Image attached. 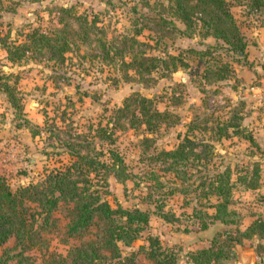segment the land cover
<instances>
[{"label": "rangeland", "instance_id": "rangeland-1", "mask_svg": "<svg viewBox=\"0 0 264 264\" xmlns=\"http://www.w3.org/2000/svg\"><path fill=\"white\" fill-rule=\"evenodd\" d=\"M228 1L243 34L242 51H233L221 39L205 34L198 22L185 27L167 10L165 0H111L109 3L103 0H1L0 34L7 41H22L24 34L34 27L47 31L57 26L58 7L71 5L76 13L95 15L107 36L131 33L134 20L141 27L137 38L144 43L145 53L177 54L187 63L172 72L157 68L151 72V79L141 80L131 71L132 76L122 79L113 67L101 64L93 54L86 55L92 48L83 45L80 54L77 50L66 52L62 64L39 56L9 61L0 46V83H8L18 103V108L13 107L0 87V173L8 184L14 187L25 181L27 175L35 180L44 167L67 161L56 140L83 137L84 142H91V127L99 122L104 124L123 97L137 91L152 98L157 109L168 110L172 116L167 118V124L160 123L154 131L126 124L115 130L114 146L122 153L133 176L124 185L107 177L108 191L104 196L110 204L136 203L142 208H152V203L144 198L148 181L142 178L143 173L153 169L163 181L170 176L162 171V164L148 160V155L160 148L174 147L178 134H183L186 123L193 117L212 113L225 118L235 108L242 116L239 123L252 130L256 145L241 136L221 138L213 143V156L207 168L227 164L235 173L256 161L260 168V186L247 191L235 189L234 205L243 214L242 225L251 218V211H258L264 217V26L260 25L264 22V8L253 13L244 0ZM221 68L224 77L216 78L214 72ZM49 130L54 133L52 136ZM143 136L150 137L149 147L144 150ZM51 143L56 147L51 149ZM176 183L178 180H172L170 184ZM150 193L155 198L160 192L151 188ZM165 200L164 209L179 211L180 194H167ZM63 213L62 205L52 212L59 229L45 236L51 249L64 254L68 243H75L76 239L70 237L68 243L59 239L64 237ZM217 225L197 231L183 218L164 225L160 218L150 216L147 231L133 247L145 242L147 232L156 233L163 244L180 247L182 254L183 250L207 244ZM12 242L9 237L0 250ZM256 243L251 239L239 245L243 252H250L257 251ZM30 253L38 255L34 250ZM257 253L264 259V250ZM242 261L237 258L235 249V257L227 263L244 264ZM254 262L250 264H263ZM135 264L153 263L138 253ZM179 264L188 263L179 256Z\"/></svg>", "mask_w": 264, "mask_h": 264}, {"label": "trees", "instance_id": "trees-1", "mask_svg": "<svg viewBox=\"0 0 264 264\" xmlns=\"http://www.w3.org/2000/svg\"><path fill=\"white\" fill-rule=\"evenodd\" d=\"M244 1L250 12L264 8V0ZM165 2L170 14L185 27L198 22L205 34L221 39L233 51H242L243 34L230 12L228 0ZM133 21L131 33L107 36L95 15L88 17L74 12L71 5H61L57 10V26L47 31L31 28L17 43L7 41L0 34V46L9 61L39 56L62 64L66 52L77 50L80 54L83 45L94 50L86 55L93 54L101 64L113 67L122 79L132 76L129 71L141 80L151 79V72L157 68L172 72L187 64L177 54L145 53L144 43L137 38L141 27ZM260 25L264 26V22ZM221 71L222 68L214 72L216 78L224 77ZM0 87L10 104L18 108L8 83H0ZM169 116L172 113L157 109L152 98L132 91L123 97L104 124L99 122L91 127V142H84L83 137L56 140L60 152L67 156L64 163L44 167L35 180L27 175L25 181L14 187L0 173V246L9 237L13 239L12 244L0 250V264H135L138 253L153 264H179V256L188 264H228L235 257V242L242 244L244 240L254 239L256 250H264V217L258 211H251L250 220L242 225L243 214L234 205L233 192L237 188L245 191L260 186L258 163L253 161L249 168L235 173L227 164L207 168L213 156V143L221 138L241 136L256 145L252 130L239 123L242 116L235 108L225 118L212 113L193 117L186 123L183 134H178L174 147L160 148L148 155V160L162 164V171L170 176L163 181L153 169L143 173L142 178L148 181L144 198L152 203V208H142L136 203L112 205L105 198L108 176L122 185L133 176L122 153L114 146L115 130L126 124L154 131L160 123L167 124ZM49 133L54 134L51 130ZM149 140L148 136L141 138L142 150L149 147ZM50 147L56 145L51 143ZM172 180L178 183L171 185ZM151 188L160 192L157 197L152 198ZM192 192L194 195H189ZM174 193L181 195L178 212L164 209L165 196ZM60 205L66 221L62 229L64 237L59 239L63 243H68L70 237L76 239L75 243H68L64 254L51 249L45 236L59 229L52 212ZM150 216L160 218L164 225L183 218L197 231L218 225L207 244L188 248L182 254L180 247L163 244L156 233L147 232L145 242L134 248V242L147 231Z\"/></svg>", "mask_w": 264, "mask_h": 264}, {"label": "water", "instance_id": "water-1", "mask_svg": "<svg viewBox=\"0 0 264 264\" xmlns=\"http://www.w3.org/2000/svg\"><path fill=\"white\" fill-rule=\"evenodd\" d=\"M234 247L236 249L237 258L242 259L244 261V264H249L252 261H255L257 263H264V259L257 253V251L243 252L239 243L237 242L234 243Z\"/></svg>", "mask_w": 264, "mask_h": 264}, {"label": "crops", "instance_id": "crops-1", "mask_svg": "<svg viewBox=\"0 0 264 264\" xmlns=\"http://www.w3.org/2000/svg\"><path fill=\"white\" fill-rule=\"evenodd\" d=\"M263 33H264V32H263ZM245 191H247V190H245ZM250 217H251V216H250ZM249 220H250V219H249ZM249 220H248V221H249ZM254 263H257V262H254ZM249 264H250V263H249ZM263 264H264V263H263Z\"/></svg>", "mask_w": 264, "mask_h": 264}]
</instances>
